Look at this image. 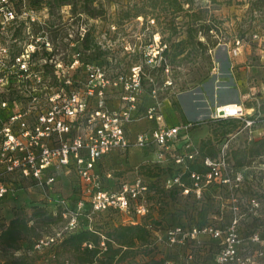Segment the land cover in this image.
Masks as SVG:
<instances>
[{
	"label": "rangeland",
	"instance_id": "rangeland-1",
	"mask_svg": "<svg viewBox=\"0 0 264 264\" xmlns=\"http://www.w3.org/2000/svg\"><path fill=\"white\" fill-rule=\"evenodd\" d=\"M183 1L179 8L172 0H12L14 6L26 3L34 8V20L18 18L19 22L6 25L1 37L10 53L29 51L33 44L38 48L35 63L59 61L70 73L74 69L72 87L84 84L86 62L98 64L110 78L128 77L133 68H139L141 92L133 109L132 131L149 124L144 114L150 107L159 108L168 124L181 119L195 121L197 125L188 135L194 146L214 131L211 144L218 155L209 160L220 162L223 174L238 181V187L223 188L220 194L209 189L195 198L191 193L185 196L164 188L163 179L172 174L174 164L171 157L160 156L150 145L130 147L123 157L113 155L121 159L111 171L116 180L112 185L105 180L104 186L118 189L121 183L139 177L147 186L145 201L150 215L146 221L160 220L165 226L189 213L208 218L217 213L215 200L220 195L236 199L235 204L231 200L225 204L229 216L245 214L246 222L264 229V154L243 155L251 140L264 136V0ZM75 53H79V62L72 64ZM48 83L54 86V79ZM125 93L123 84L107 88V107L126 106L122 99ZM234 97L242 103L244 113L253 117L252 128L239 119L217 121L223 118L216 116L215 107ZM196 98L198 108L191 103ZM195 114L199 118L193 120ZM241 161L243 164H238ZM10 182L0 201V231L15 216L25 217L30 228L18 240L17 249L0 248V264H77L76 255L61 243L66 232L52 249H32L35 240L64 226L58 202L64 198L75 207L81 194L76 174L69 172L50 189L26 178ZM252 197L256 206L250 201ZM88 212L86 206L84 213ZM133 214L132 210H109L91 213L90 221L104 231L128 223ZM243 223L248 226L245 220ZM158 233L162 235V231ZM161 242L154 247L137 243L119 264L141 263L165 250L171 253Z\"/></svg>",
	"mask_w": 264,
	"mask_h": 264
},
{
	"label": "built area",
	"instance_id": "built-area-1",
	"mask_svg": "<svg viewBox=\"0 0 264 264\" xmlns=\"http://www.w3.org/2000/svg\"><path fill=\"white\" fill-rule=\"evenodd\" d=\"M34 16V8L26 3L14 6L12 0H0V201L15 178L30 179L50 189L56 180L73 172L81 192L75 207L69 206L64 198L59 199L64 226L35 240L34 251L52 249L65 232L79 227L81 217L91 219V213L132 210L134 214L129 217L132 223L149 213L145 201L147 186L139 177L113 190L103 183L111 177V171L101 173L97 167L103 157L122 156L132 146L152 145L160 156L171 157L174 170L163 179L166 189L175 187L185 196L191 193L201 198L209 189L220 194L223 188L238 187V181H230L223 174L220 162L208 158L204 161L208 171L190 172V185L182 182V174L198 155V146L188 137L195 121L185 119L168 124L159 108L150 107L144 114L149 124L131 138L130 125L136 117L133 109L141 92L139 68H133L128 77L110 78L98 64L86 62L84 84L72 87L74 69L70 73L59 61L35 63L38 50L35 45L31 44L29 51H7L1 37L6 25L19 22L21 17L24 22H33ZM71 62H79V53L73 55ZM48 65L52 66L50 70ZM48 72L52 78L46 77ZM53 79L54 86L48 83ZM118 84H123L126 93L122 99L127 105L109 109L106 89ZM9 92L13 98L8 97ZM215 114L223 119H239L248 128L255 124L239 102L223 103L216 107ZM216 199L218 211L208 218L189 213L174 224L153 231L154 245L162 241L175 255L164 264H264V229L246 222L245 214L234 212L229 216L224 211L229 200L235 204L234 197L219 195ZM250 201L257 205L253 197ZM86 206L88 213H84Z\"/></svg>",
	"mask_w": 264,
	"mask_h": 264
},
{
	"label": "trees",
	"instance_id": "trees-1",
	"mask_svg": "<svg viewBox=\"0 0 264 264\" xmlns=\"http://www.w3.org/2000/svg\"><path fill=\"white\" fill-rule=\"evenodd\" d=\"M172 1L179 6V8L184 2L183 0ZM206 29H208V26H206L205 30ZM84 41L86 42V36L85 40L83 39V42ZM197 42L200 43V41ZM162 51H164V49H162ZM163 68L164 64L162 65V69ZM225 120L233 122V120L229 118L218 119L217 121ZM241 123L243 125L242 121ZM196 125L194 127H196ZM230 132V130L225 131L227 134ZM212 135H214V131H212L211 136L200 141V144L198 145V155L188 165L187 171L181 176V180L184 184L190 185V172L204 173L208 171L209 167L205 164V159H214L218 155V150L211 144ZM261 154H264V136L251 140L248 145V151L243 155L244 157H248L259 156ZM118 162L114 161L112 164H109L105 156L98 162L97 167L101 173H104V171H113L115 170V164ZM107 164L109 166H107ZM238 164L243 163L241 161ZM173 170L174 168L172 169V172ZM172 189L179 191V189L175 187ZM36 215L43 216L42 213H36ZM149 215L150 210L147 215L141 217L140 220L135 223H132L131 221L126 224L119 223L104 231L93 227L90 221L91 219L81 217L79 220V227L76 231L68 233L61 243L67 245L69 250L76 255L77 264H119L126 256H128L130 250H132L137 243L154 247L153 231L159 227L161 228L163 224L160 220L155 221V223H152L150 220L146 221V217ZM58 216L60 215L58 214ZM200 217L204 219L201 214ZM147 225H151V228H148ZM29 228L30 226H28V221L25 217H13L0 231V248L5 250L17 249L18 240ZM174 256V254L165 250L164 254H155V257H150L146 261L135 264H164L166 259H172ZM20 264L25 263L22 262Z\"/></svg>",
	"mask_w": 264,
	"mask_h": 264
},
{
	"label": "crops",
	"instance_id": "crops-1",
	"mask_svg": "<svg viewBox=\"0 0 264 264\" xmlns=\"http://www.w3.org/2000/svg\"><path fill=\"white\" fill-rule=\"evenodd\" d=\"M193 100H196L195 102H192L191 101V103H192V105H193V107L194 108H198L197 106H199L200 105V103H199V99H193ZM234 100H236V101H234ZM228 102H239V103H241L239 100H238V98H236V97H234V98H231V100H228ZM228 102H225V103H228ZM242 104V103H241ZM200 107V106H199ZM243 108V107H242ZM199 115H196L195 114V117L193 118V120H196V119H198L199 117H198ZM247 116H249V115H247ZM230 119H233V118H230ZM183 120H185V119H181V120H178L177 122H174L173 124H176V123H178V122H181V121H183ZM187 120H189V119H187ZM190 121H192V120H190ZM146 127V126H145ZM135 131H132V127H131V125H130V134H131V138H133L134 137V135H135ZM150 146H152V145H150ZM196 146H198V145H196ZM132 147H134V146H132ZM152 147H154V146H152ZM130 154V153H129ZM106 159L108 160V163L109 164H112V162H118V161H121V159H119L117 156L114 158V156L113 155H110V156H108V157H106ZM107 166H109L108 164H107ZM107 180V182L110 184V185H112L114 182H115V178L112 176V177H109L108 179H106Z\"/></svg>",
	"mask_w": 264,
	"mask_h": 264
},
{
	"label": "bare ground",
	"instance_id": "bare-ground-1",
	"mask_svg": "<svg viewBox=\"0 0 264 264\" xmlns=\"http://www.w3.org/2000/svg\"><path fill=\"white\" fill-rule=\"evenodd\" d=\"M214 113H216V107H215V109H214Z\"/></svg>",
	"mask_w": 264,
	"mask_h": 264
}]
</instances>
